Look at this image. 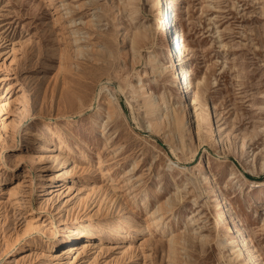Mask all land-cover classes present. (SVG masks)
Wrapping results in <instances>:
<instances>
[{"label": "rangeland", "instance_id": "1", "mask_svg": "<svg viewBox=\"0 0 264 264\" xmlns=\"http://www.w3.org/2000/svg\"><path fill=\"white\" fill-rule=\"evenodd\" d=\"M62 4L71 12L65 18L77 21L64 33L55 12ZM156 4L0 0V190L18 187L10 200L0 196V264H68L83 245L74 264H251L234 240L219 244L222 232L212 225L222 199L228 226L236 225L233 217L241 220L256 264H264V201L255 200L264 187L250 183L264 182V0L178 1L172 18L186 67L195 72L187 99L168 69L170 48ZM78 46L79 54L64 56ZM68 80L86 86L73 82L82 91H65L61 83ZM148 97L158 100L159 113L146 106ZM173 110L185 124L175 135L166 120L157 125ZM38 151L58 160L51 157L46 168L27 160ZM64 170L71 175L61 180ZM173 194L179 204L166 231H138L157 198L160 204ZM69 212L107 218L111 229L106 224L89 238L50 241L49 230ZM26 227L23 238L32 242L19 251L11 240ZM172 232L186 239L175 256Z\"/></svg>", "mask_w": 264, "mask_h": 264}, {"label": "bare ground", "instance_id": "2", "mask_svg": "<svg viewBox=\"0 0 264 264\" xmlns=\"http://www.w3.org/2000/svg\"><path fill=\"white\" fill-rule=\"evenodd\" d=\"M48 1L51 4H53V2H54V0H48ZM178 1L179 0H157L156 10L159 12V16H160V19L162 21L163 34H164V36L166 38L167 45L170 48L169 55L168 56H169L171 65L168 66V69L174 70V79H177L178 80L176 84L182 90L183 99H187V93H189L190 91H192V88H193L195 72H194L193 68H187L186 67V61H187L186 55H185L186 54V47L181 44V42H182V36L180 35V33L177 30V24H176L175 20L172 18L173 12L178 9ZM68 10L70 11V8H69V6H67V4H62L61 6H57L56 9H55L56 16H57V17L55 16L56 17V22L61 25L63 33H64L65 30H69V29H72L73 27H76V23H77V21L72 17V15H71V17H66L65 18L64 14L71 13V12H68ZM170 10H171V12H170ZM63 11H66V13H62ZM76 32H78V31L77 30L76 31H73L74 34ZM141 34L142 33L135 34L134 35L135 36L134 38H135L136 41L139 40L142 37ZM74 41H75V43H77L78 42V39L75 38ZM171 45L173 46V49H171V47H172ZM76 52L78 54L80 53V46H78L76 50L66 49V50H64L63 54H64V56L67 57V59H70L71 53H76ZM70 63L71 62L69 61L68 66L71 65ZM73 82L74 83H77L81 88H84V85L86 86V84L83 81H69L68 80V81H62V83H61L62 89L65 90V91H67V90H73V91H75V93L76 92L78 93L79 91H82L80 88L73 89V87H72V83ZM66 96L67 95H65V97ZM111 96H112V94H111ZM108 97H110V96H108ZM144 97H147V96L145 95ZM108 101H109V99H108ZM146 101L148 102V103H146V106H148L151 109L152 112H155L157 110V113H159L158 108H160L161 105L158 103V100L156 98H154V97L153 98L148 97V99H146ZM166 110H167V108H166ZM184 110H186V107L185 106H184ZM107 118H109V116ZM111 118H113V117H111ZM163 120H166L167 121V123H168V125H169V127H170V129H171V131L173 132L174 135L176 133L180 134L181 130L185 126L184 121L181 120V115H179V113L176 112V111H174V110L171 111V112H169V113H166L165 116H163L162 119L160 118V121H157V125H160ZM104 121H106V120H104ZM12 127H14V121H12L8 125H4V129L5 130H8V129L12 128ZM102 128H103V126H102ZM59 143H60V145H62V143H63V139H62L61 136L59 137ZM241 144H242V148L246 149V145L247 144H246L245 138H244L243 142H241ZM105 146H107V144ZM62 147L63 146H60L61 149H63ZM118 151L116 149V150H114L113 153L118 152ZM244 154H247L246 150H244ZM116 155H117V153H116ZM118 155H119V152H118ZM51 157H52V160H54V161H57L58 160V156H51ZM51 157L50 156H47L42 151H38L37 153L34 154V157H32V156L31 157H28L27 160L28 161L34 160V161L42 164V166L44 168H46L47 166L45 164L48 163L49 161H51L50 160ZM101 161L102 160H100V164H98V165H100L99 167H101L104 164ZM28 164H30V163H28ZM139 165H140V161L139 162H135L133 164L132 168H129L128 173H130V174L134 173V171H136V169L139 167ZM201 166H202V161L199 163L198 167H201ZM261 170H264V161L263 160H262ZM255 171H258V168L257 167H256V170H254V169L253 170H250L251 173H255ZM187 172H188V170H187ZM110 173H111V169L110 168H106L105 175L106 174H110ZM70 175H71V173H70L69 170H64L62 172V174H60V177L62 178L61 180L67 179ZM123 177H125V176H119L118 180L119 181L122 180ZM184 177H186V176H184ZM130 178H131V176H130ZM232 178H236V176H232ZM193 179H191L189 177L188 178V181L194 186V185H196V182ZM209 179H210V177L206 174L204 176V180H209ZM250 183H251V185H253V187H259V188H263L264 187V182H254V181H252ZM128 184H130V183L127 182L125 185H128ZM42 186H44V185H42ZM17 188L16 187H13V188H10L8 190L7 189L6 190L5 189H1L0 190V196H8L9 197V200H10L11 198H14V196H16V194H17ZM178 189H181V188H178ZM215 189L217 191L218 190V187L215 186ZM101 191H102V189H101ZM105 191L102 192L101 196L103 195V197H104V195H105L107 197ZM124 193H125L124 195L127 196V197H129L131 199L130 201H132L135 204L136 199H135L134 196H132L133 192L130 190V188H126ZM113 195H115V192H114ZM113 195L110 198L111 200L109 199L110 202L112 201V198H114ZM155 197H158V196L155 195ZM255 200H257L259 202L264 201V195H261L259 197H256ZM149 202L150 201H146L145 204L146 203H149ZM156 202L157 203H156L155 209L146 212V216H144L145 217L144 219L146 220L145 221L146 222V225L145 226H142L140 228H137L138 231H141L142 230L143 232H146V233H149L151 231L153 232V230L154 231L155 230H159V231H162L163 233L166 231V223H165V220L167 219L168 214L173 212V208L176 207L177 204H179L178 203V196L176 194H173L170 197H168L167 200L163 201L160 204H159V199L157 198V201ZM226 208H227V201L225 199H222L218 203V205H217L216 215L214 216V218L212 217L214 219L212 226H214V229L222 232L223 239H220V243L219 244L221 246H223L224 243H225V241L228 242L230 239L231 240H234V242L236 243L239 251L242 253V255H245L246 256V259L248 260V262H250L251 264H256V260H255L256 255H254V253L250 249L248 239L245 238L244 235H243V225H242L241 220H238L236 217H233V219L235 220L236 225L234 227L228 226L229 217H228V210ZM100 210H103V209L100 208ZM133 211H134V209H133ZM98 212H99V210H98ZM127 216H126V213H124L123 217L119 219L118 225H120L121 223H123L124 220L126 219L125 217H127ZM129 218H130V216H129ZM230 218H231V216H230ZM129 221L126 222L128 225L130 224ZM107 222H110V224L112 223V221L111 220H108L107 218L106 219H103V218L101 219V218H95L94 216L89 215L86 219H84L80 215H71L70 212H69V214L67 216H64L62 219H60L59 223L57 222L58 224L57 223L53 224L52 229L49 230V234L46 235V236L49 237L50 241H55L54 243H56L57 241H61V240L66 241V242H70V241L72 242V240L73 241H76V240H79L80 238H82L84 236L85 237H88V238L89 237H92L95 234H97L98 231H100L102 229H107L106 228L107 226H108V228L111 229V227L107 224ZM137 223L138 222H136V224ZM106 224H107V226H106ZM118 225H116V226H118ZM139 225H140V223H139ZM29 226L31 227V225H29ZM30 227H29V230H30ZM29 230L27 228L23 232L21 230L22 233L21 232L15 233L16 234L15 235L16 237L11 240V242L14 241L15 243H17L16 245H19V248H18L19 251H22L27 246L31 245V242L32 241H27V240H24L25 238H23ZM183 233L184 232H182V234ZM171 234H172V236L168 240V245H169V248H170L171 255L175 256L177 254L178 250L181 248L180 246H184L185 245V240L186 239L183 238L180 233H177L176 234V233L172 232ZM205 240L208 241V240H210V238L209 237H206ZM22 241H24V242H22ZM7 243H9V241ZM74 248L75 247H70L68 252L73 253ZM86 248H87L86 245H83L81 247L76 248V251L73 253L72 257L69 259L68 264H74L76 262V260L79 258L80 254H82V252ZM68 252H66V253H68ZM62 254H64V253H62ZM57 257L60 258L61 256L58 255ZM176 259H177V257H176ZM182 261L183 260H181V262Z\"/></svg>", "mask_w": 264, "mask_h": 264}]
</instances>
